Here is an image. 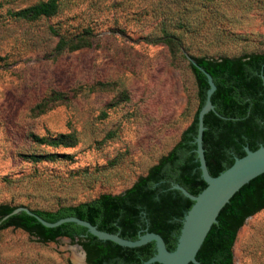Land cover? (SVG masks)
<instances>
[{
    "label": "rangeland",
    "instance_id": "rangeland-1",
    "mask_svg": "<svg viewBox=\"0 0 264 264\" xmlns=\"http://www.w3.org/2000/svg\"><path fill=\"white\" fill-rule=\"evenodd\" d=\"M47 1L0 0V205L56 211L123 193L194 121L191 58L264 53V0H59L50 18L11 15ZM86 28L91 47L56 50ZM72 133V147L34 139ZM80 248L0 231V264H79ZM234 256L264 264V210L239 231Z\"/></svg>",
    "mask_w": 264,
    "mask_h": 264
},
{
    "label": "trees",
    "instance_id": "trees-1",
    "mask_svg": "<svg viewBox=\"0 0 264 264\" xmlns=\"http://www.w3.org/2000/svg\"><path fill=\"white\" fill-rule=\"evenodd\" d=\"M59 10V0H49L11 15L18 20L36 21L53 17ZM93 37L92 29L86 28L79 35L60 38L56 50L74 52L89 48ZM170 43L175 44L173 40ZM175 48L171 47L174 58L177 53ZM193 59L212 75L217 86L212 102L220 116L215 112L206 115L204 132L208 169L216 177L229 169L236 158L244 157L246 147L256 151L264 146V53ZM191 70L198 85V112L179 143L147 175L141 176L132 187L120 194L103 193L91 201L61 207L56 211H32L50 223L78 217L101 231L120 234L134 241L140 234L149 231L161 235L167 248L173 251L184 217L194 204L181 191L173 189V185H180L195 196L207 187L199 167L195 140L199 112L206 103L210 86L200 69L192 64ZM34 139L38 144L53 147H72L77 143L73 133L55 139L37 136ZM27 158L41 161L47 158L54 160L56 156ZM16 209L11 205H0V231L23 230L43 244L55 243L60 238L78 241L87 254L88 264H143L156 254L154 242L141 248H124L111 241L99 240L75 223L48 228L26 212L11 215ZM263 210L264 174L245 185L225 206L197 255L198 261L202 264H235L234 247L239 231L247 219Z\"/></svg>",
    "mask_w": 264,
    "mask_h": 264
},
{
    "label": "water",
    "instance_id": "water-1",
    "mask_svg": "<svg viewBox=\"0 0 264 264\" xmlns=\"http://www.w3.org/2000/svg\"><path fill=\"white\" fill-rule=\"evenodd\" d=\"M191 61L195 67L206 75L210 86L206 103L199 112L198 135L195 140L199 167L207 187L199 195L195 196L184 187L173 185V189L181 191L185 197L194 202L192 208L184 217L177 246L173 251L167 248L166 241L161 235L149 231L140 234L139 238L134 241L125 239L120 234L101 231L92 223L74 216L50 223L26 207L17 208L11 215L26 212L48 228H57L65 223H75L86 228L89 233L99 240L111 241L124 248H141L154 242L156 254L143 264H202L198 261L197 255L213 225L218 223V217L222 210L245 185L264 174V146H261L256 151H252L249 147H246V155L242 158H236L234 164L229 169L216 177L210 174L204 149L205 117L210 112H215L219 115L212 102V97L217 90V86L211 74L200 67L194 59L191 58ZM80 249L87 260L85 250L83 248ZM86 264H88L87 261Z\"/></svg>",
    "mask_w": 264,
    "mask_h": 264
},
{
    "label": "bare ground",
    "instance_id": "bare-ground-1",
    "mask_svg": "<svg viewBox=\"0 0 264 264\" xmlns=\"http://www.w3.org/2000/svg\"><path fill=\"white\" fill-rule=\"evenodd\" d=\"M76 262L77 263H83V256L82 255H80V254H76Z\"/></svg>",
    "mask_w": 264,
    "mask_h": 264
}]
</instances>
